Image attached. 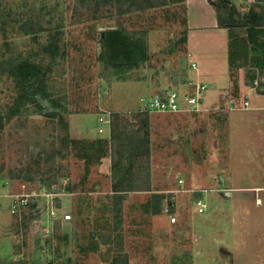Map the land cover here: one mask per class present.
I'll return each mask as SVG.
<instances>
[{
	"label": "rangeland",
	"instance_id": "obj_1",
	"mask_svg": "<svg viewBox=\"0 0 264 264\" xmlns=\"http://www.w3.org/2000/svg\"><path fill=\"white\" fill-rule=\"evenodd\" d=\"M137 1L144 8L0 0V264L255 263L241 250L250 247L249 205L226 195L231 110L223 91L240 99L264 71L255 53L263 45L264 2L244 0V11L232 3L241 26L232 30L220 96L211 102V82L200 78L208 87L204 111L147 114L148 152L130 171L127 152L140 120L119 111L135 108L141 92L128 81L152 80L153 95L196 77L186 57L184 0ZM103 32H110L105 49ZM119 82L125 86L114 88ZM95 112L111 121L109 138L73 137L69 116ZM178 176L186 189L212 191L203 214L181 193L171 222L159 205ZM137 180L148 190L120 193L115 210L112 186Z\"/></svg>",
	"mask_w": 264,
	"mask_h": 264
},
{
	"label": "crops",
	"instance_id": "obj_2",
	"mask_svg": "<svg viewBox=\"0 0 264 264\" xmlns=\"http://www.w3.org/2000/svg\"><path fill=\"white\" fill-rule=\"evenodd\" d=\"M208 1L214 0H184L185 29L189 39V52L186 57L197 63L199 78L205 80L207 77V81L211 82L209 87L214 90L211 91L213 94H208V98L213 102L214 93L215 98L220 96L219 89L216 88L224 83L227 61H231L232 29L218 27L216 11ZM261 29L263 45L257 48L255 53L256 60L262 61L264 68V25ZM164 82V86L168 84ZM254 82H257L256 89L255 85L244 86L240 91V99L232 98L236 108L228 114L229 180L224 184L227 183L225 186L229 193L226 195L232 200L233 205H236L241 197L245 204L249 205L247 208L250 216L245 231L250 247L241 250L247 252L248 257L254 256V264H264V71L252 84ZM154 83L152 80L128 81L127 85L139 89L141 94L135 101V108L133 104L128 103V108L119 112H137L141 108L142 100L158 90ZM121 84L125 86V82H119L114 88ZM114 88L110 89L111 94ZM114 110L116 112V109ZM89 117H92L90 120H94L95 126L88 124ZM105 118L107 116L102 112L73 114L69 116L68 128L76 139H106L109 138L110 127H104L101 137L97 135L100 128L99 120ZM257 200L260 203H257ZM238 264L248 262L239 260Z\"/></svg>",
	"mask_w": 264,
	"mask_h": 264
},
{
	"label": "built area",
	"instance_id": "obj_3",
	"mask_svg": "<svg viewBox=\"0 0 264 264\" xmlns=\"http://www.w3.org/2000/svg\"><path fill=\"white\" fill-rule=\"evenodd\" d=\"M240 10L244 11V7L241 6L244 0H229ZM190 70L196 74V77L190 79L184 87L170 86L166 89L157 91L152 96L142 100L141 108L139 113L151 114V113H165V114H185V113H199L205 110L203 103L205 93L208 89L207 85L203 83L198 74V66L195 62H190ZM254 89L257 87V82H254ZM225 98L229 103L228 109L233 110L236 108L233 97L230 93L225 92ZM247 102H245V106ZM100 128L99 133L103 132L105 126L110 127V120L108 118L99 120ZM221 180V179H220ZM177 188L176 190H170L165 192L161 198L160 211L168 217L171 222H175V213L177 212V201L178 196L181 193H190V205L192 210L198 214L206 213L209 210L207 202V189H186L185 181L182 177H176ZM19 206L27 204V198H21L19 200ZM260 203L259 200L256 201ZM18 206L13 204L12 209ZM1 212V206H0ZM51 215H55L54 210H50ZM64 222L71 220L69 214H65L62 219Z\"/></svg>",
	"mask_w": 264,
	"mask_h": 264
},
{
	"label": "trees",
	"instance_id": "obj_4",
	"mask_svg": "<svg viewBox=\"0 0 264 264\" xmlns=\"http://www.w3.org/2000/svg\"><path fill=\"white\" fill-rule=\"evenodd\" d=\"M109 1L110 0H101V3H98V5L107 4V3H109ZM144 1H147V0H144ZM258 1H260V0H258ZM114 2L118 4L120 10L127 4H129L130 6H135L139 9L144 8V6L141 5V3L140 4L136 3V2H138L137 0H114ZM208 2L216 11L217 23H218L219 28H224V29L231 28L233 30L234 27L241 26L239 24L240 21H238L240 19V17H239L240 13L237 11L235 6L232 5V3L229 0H214V1H208ZM262 12H263L262 13L263 14L262 20H263V25H264V6L262 9ZM243 26H247V25H243ZM109 33L110 32H103L101 34V37H103V39L100 42H102L101 44H102L103 49H105V46H106L104 37L108 36ZM235 95L238 96L237 94H235ZM132 114H133V117L135 118V120H140L139 121L140 125H139V128L137 129L136 133L132 137L133 142L130 144V147L128 149L129 151L127 152V158L130 161V165H131L130 171H132V167L135 166L139 162V159L143 156V153L145 151H146V153L148 152V145H149V142H148L149 131H148L147 114H141L138 112L132 113ZM112 116L118 117L119 114L113 113ZM140 117L142 119H140ZM110 129L112 132L111 121H110ZM139 134H142V135L140 136ZM86 156H88V155H86ZM130 174H132V172ZM131 176H134V175H131ZM135 182H137V183H135ZM135 182L128 181L123 189H120L118 187V185L112 186L111 190H112L113 195H114L113 207H115V210L116 209L119 210V204H120L119 194L120 193L127 192V191H134V190H139V191L148 190V187H149L148 182L146 185L140 184V182L138 180ZM160 204H161V202H160Z\"/></svg>",
	"mask_w": 264,
	"mask_h": 264
}]
</instances>
